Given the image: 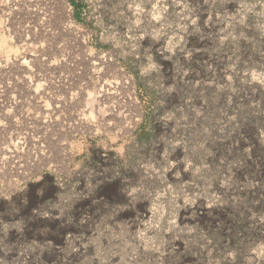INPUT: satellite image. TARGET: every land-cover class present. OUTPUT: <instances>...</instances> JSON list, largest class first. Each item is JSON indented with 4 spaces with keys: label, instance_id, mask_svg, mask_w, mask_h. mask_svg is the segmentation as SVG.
<instances>
[{
    "label": "rangeland",
    "instance_id": "rangeland-1",
    "mask_svg": "<svg viewBox=\"0 0 264 264\" xmlns=\"http://www.w3.org/2000/svg\"><path fill=\"white\" fill-rule=\"evenodd\" d=\"M261 94L264 0H0V264H233L211 146Z\"/></svg>",
    "mask_w": 264,
    "mask_h": 264
},
{
    "label": "trees",
    "instance_id": "trees-1",
    "mask_svg": "<svg viewBox=\"0 0 264 264\" xmlns=\"http://www.w3.org/2000/svg\"><path fill=\"white\" fill-rule=\"evenodd\" d=\"M248 31L254 35L256 29L249 27ZM260 97L261 106L255 113H251L247 106L249 99L241 101L242 103L237 106L239 115L243 116L240 128L234 133L235 138L239 139V144L234 146L230 142V145H227L226 142L221 141L211 146L213 150L211 162L214 165L219 164L220 159H223L220 169L236 164L232 166L233 186L229 191L230 195H236L234 202L229 200L216 215H209L205 221L206 227L214 225L216 221L219 222L218 229L214 232L216 234L214 242L221 253L227 249L237 251L233 264H248L245 260L248 249L258 240L264 239V227L259 225L256 219V215L264 213V144L259 134V128L264 126V94ZM232 109L234 110L235 107ZM247 145L252 146L250 152L244 150ZM237 160L238 162H235ZM253 182L257 183L256 186H246ZM240 185L244 188L240 189ZM43 186L47 193L57 191V188L49 183H43ZM3 209L5 208L0 207V211ZM17 212L19 215L24 214L26 227H30L27 229V234H21L17 242L29 238L28 235L38 237L39 228L43 226L40 220L29 217L26 207H19ZM74 214L78 213L75 211ZM0 217L3 218L5 215L1 214ZM60 232L62 231L58 229L55 233L51 230L46 233L49 237L58 238ZM16 237L11 234L7 241L11 243ZM191 254L192 251L185 256L190 257ZM13 255V252L5 253L4 259L9 260Z\"/></svg>",
    "mask_w": 264,
    "mask_h": 264
}]
</instances>
